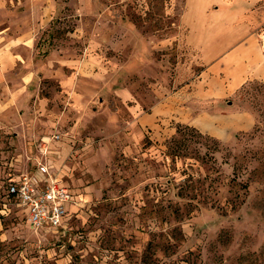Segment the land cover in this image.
I'll return each instance as SVG.
<instances>
[{"label": "rangeland", "instance_id": "obj_1", "mask_svg": "<svg viewBox=\"0 0 264 264\" xmlns=\"http://www.w3.org/2000/svg\"><path fill=\"white\" fill-rule=\"evenodd\" d=\"M5 1L43 20L42 49L77 60L69 72L83 77L77 92L42 81L39 115L53 123L30 160L73 193L65 230H33L10 202L0 264H264V80L250 74L260 53L203 72L248 30L264 54V0ZM181 88L197 94L186 101ZM221 110L225 120L199 124L227 139L175 117ZM3 147L0 197L26 172Z\"/></svg>", "mask_w": 264, "mask_h": 264}, {"label": "crops", "instance_id": "obj_2", "mask_svg": "<svg viewBox=\"0 0 264 264\" xmlns=\"http://www.w3.org/2000/svg\"><path fill=\"white\" fill-rule=\"evenodd\" d=\"M15 6L7 7L6 1L0 0V147L4 146L3 139H6L8 149L4 151H9L13 155L8 164L13 167V170L25 168V171L31 173L38 185L41 186L47 176L40 170L33 172L36 163L30 160L36 155L34 154L37 148L36 139L39 137L46 139L48 136L45 133L49 130V125L53 123L47 115L45 118L39 115L44 112L43 106L48 100L45 94H40L41 83L49 77L58 81L63 90L77 92L81 89L80 81L83 76L80 73L69 72L73 66L77 67V60L75 62L61 51L47 52L46 49H42L39 44L41 37L38 32L44 27L43 20L41 22L33 18L28 21L22 20L23 10H20L19 5ZM200 49L203 51L201 47ZM210 49L212 50L211 47ZM256 50L260 53V58L250 74L264 80V54L259 40L249 30L221 53L208 58L204 63L203 72L210 73L212 71L218 76L223 75L236 62L241 65L247 63ZM180 94H186L187 101V98L192 99L197 93L193 90L186 92L181 88L176 91L175 95ZM186 101L181 105L187 103ZM235 114L248 118L249 123L252 121V115L248 112L239 111ZM144 117H146V113H141L138 120H142ZM175 117L179 122L193 124L200 131L214 133L215 136L222 139H227L231 133L224 128H220L221 133H215L199 124L201 119L220 123L227 117L223 110L218 114H190L189 117H181V114H176ZM16 176H18L16 173L14 175L12 173L9 180ZM10 202L16 204L14 200L5 201L0 198V214L8 209L7 205ZM70 205L72 204H68V208ZM22 211L24 212L23 209ZM1 219L0 217V233L3 231ZM5 232L2 234L4 235Z\"/></svg>", "mask_w": 264, "mask_h": 264}, {"label": "built area", "instance_id": "obj_3", "mask_svg": "<svg viewBox=\"0 0 264 264\" xmlns=\"http://www.w3.org/2000/svg\"><path fill=\"white\" fill-rule=\"evenodd\" d=\"M41 171L47 173V168L41 166ZM7 189L24 210L26 221L33 230H65L68 204L74 200L67 186L50 176L39 186L33 175L25 172L11 178Z\"/></svg>", "mask_w": 264, "mask_h": 264}, {"label": "trees", "instance_id": "obj_4", "mask_svg": "<svg viewBox=\"0 0 264 264\" xmlns=\"http://www.w3.org/2000/svg\"><path fill=\"white\" fill-rule=\"evenodd\" d=\"M184 126L189 127V128H192V129L194 128V127H191V126H188V125H184ZM181 127H182V123L177 124V126H176V130H177V131L180 130ZM6 189H7V186H6ZM7 190H8V189H7ZM7 190L5 191L4 197L1 196L0 198L3 199V200H5V201H10V200L13 201L14 198H12V196H11L10 194H8Z\"/></svg>", "mask_w": 264, "mask_h": 264}]
</instances>
